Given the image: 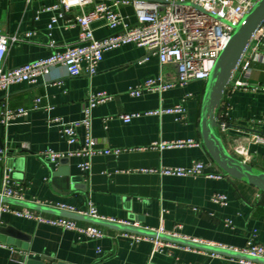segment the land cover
Listing matches in <instances>:
<instances>
[{"label": "crops", "instance_id": "0c3cea01", "mask_svg": "<svg viewBox=\"0 0 264 264\" xmlns=\"http://www.w3.org/2000/svg\"><path fill=\"white\" fill-rule=\"evenodd\" d=\"M58 1L0 0V28L16 38L8 44L2 60L4 69L78 43L75 15L89 10L92 5L69 10L48 30L47 24L56 11H41V7ZM121 11L131 12L129 7H123ZM124 17L129 23L134 22V16ZM92 26L96 38L112 33L101 21L93 22ZM28 31L33 34L27 37L25 33ZM51 40L53 45L49 43ZM252 67L247 87L227 88L221 100L224 109L219 110L220 118L227 125L217 128V132L229 152L237 158L238 154L233 151L236 142L249 138L253 132L264 135V62L257 61ZM165 71L166 79L174 77L172 66H165ZM157 74L156 54L126 44L104 52L98 70L92 76L84 73L69 76L62 66H54L50 74L39 77L35 84H13L7 91L0 92V104L28 110L26 116L7 125L0 121V190L7 174L10 186L22 188L20 192L24 200L48 206L62 202L76 210H85L90 201L101 218L147 229H162L163 232L239 250L255 232L253 239L264 245V192L227 174L210 178L203 174L163 175L157 171L163 166H188L198 160L205 162L206 172L221 171L202 144L163 149L149 146L160 140L194 138L201 141L198 122L204 81L192 80L160 94L143 92L131 96L128 93L130 87ZM102 90L111 94L112 99L92 109L91 133L102 140L104 146L131 150L118 156L96 154L87 174L77 166L79 157H68L63 166H66L72 182L83 184L85 190L69 188L60 191L51 181V170L56 169L59 162L55 166L38 152L45 148L67 152L79 146L84 135L83 126L76 128L77 141L68 144L60 132L59 123L80 120L88 92ZM187 93L190 95L185 97ZM36 98L40 99L37 103ZM177 103L186 107L182 121H176L172 114L166 113L142 114L127 123L116 118L119 113H143ZM108 116L113 117L105 120ZM53 118H59L60 122H52ZM10 151L13 153H8ZM249 151L248 163L264 169V145L251 143ZM8 158L15 160L12 169L5 164ZM139 168L154 171L136 170ZM60 178H57V184L63 186ZM214 192L225 193L227 204L222 206L211 202L210 196ZM41 213L45 217L56 216ZM76 221L82 226L90 224ZM0 227V264H24L28 258L44 264H249L180 246L168 247L150 257L152 243L149 240L135 241L121 230L102 225L97 227L103 236L95 238L2 212Z\"/></svg>", "mask_w": 264, "mask_h": 264}, {"label": "built area", "instance_id": "2783aa9c", "mask_svg": "<svg viewBox=\"0 0 264 264\" xmlns=\"http://www.w3.org/2000/svg\"><path fill=\"white\" fill-rule=\"evenodd\" d=\"M255 0H59L52 5H43L41 11L55 10L50 17L47 29L52 26L66 12L73 8L91 4L92 7L75 15V23L78 26V43L67 46L63 50L53 51L49 55L23 63L14 68L4 69L2 66L3 57L7 51L8 44L16 38L9 36L0 28V92L7 91L13 84L37 83L39 77L50 74L54 66H62L69 76H77L81 73L87 76L94 75L99 63L103 59L104 52L118 48L126 44H134L142 47L150 53H154L158 60V74L149 77L128 89L131 96H139L143 92L162 93L174 86H183L192 80L205 81L213 66L215 58L227 44L232 28L230 24L237 23ZM129 7L131 12L123 13L121 9ZM124 16H134V22L129 23ZM37 19V16H35ZM101 21L102 25L109 28L112 33L96 38L93 34V22ZM32 31L25 33L31 36ZM50 45L54 42L51 40ZM264 62V21L252 34L249 42L244 47L235 67L231 72L230 79L226 84L223 94L227 88L232 90L247 87V79L251 73L252 65L257 62ZM170 65L174 70V77L166 79L165 66ZM56 78V77H55ZM190 93L185 94V97ZM223 97V95H222ZM112 99V95L106 91H89L83 106V116L80 120L70 123H62L59 118H53L52 122H60V132L65 136L68 144L77 141L76 128L83 126L84 135L79 146L67 152L56 151L52 148H45L38 152L40 156L48 159L55 166L61 157L76 156L80 160L77 163L79 170L87 174L91 168L92 158L96 154L118 156L125 150L131 148H118L104 146L102 140L91 133L92 109L101 103ZM222 100V98H221ZM36 103L40 101L35 99ZM36 106V105H35ZM224 109L219 104L217 110L218 128H225L226 122L219 116V110ZM28 110L23 107L10 108L6 104H0V121L7 125L18 117H24ZM172 114L176 121H182L185 117L186 107L183 103H177L169 107H160L155 110L141 112L119 113L116 118L122 122H130L133 118L142 114ZM108 116L105 120L111 119ZM251 143L264 145V135L253 132V134L233 145V151L238 158L248 163L250 159L249 145ZM200 140L194 138L177 140L154 141L149 146L152 148H169L181 146H200ZM1 151V150H0ZM141 172H152L151 168L136 169ZM163 175L176 176H199L205 175L210 178H221L224 172H206L205 162L198 160L188 166H163L157 170ZM7 174L3 177V186L0 196L13 199H22V188H15L8 184ZM260 193L257 194V197ZM210 201L219 205H226L227 195L222 192H214ZM12 204L0 200V214L10 212L16 216L33 219L37 222H44L62 229L75 230L78 233L89 237L99 238L103 232L94 224L85 226L78 225L72 218L56 215L45 217L41 211L26 207L14 208ZM55 209L76 212L89 217H98L96 207L87 202L85 210H76L73 206L62 202L49 205ZM161 232L162 229H157ZM125 236L132 240H149L152 243L150 257L156 252H162L168 247L180 246L170 241L123 231ZM246 241V246L241 249L244 253L264 258V245L253 239ZM240 263L255 264L253 261L238 259ZM180 264V263H176ZM264 264V263H262Z\"/></svg>", "mask_w": 264, "mask_h": 264}, {"label": "water", "instance_id": "95a60500", "mask_svg": "<svg viewBox=\"0 0 264 264\" xmlns=\"http://www.w3.org/2000/svg\"><path fill=\"white\" fill-rule=\"evenodd\" d=\"M264 21V0H255L252 6L247 10L243 17L235 24H230L232 33L225 47L219 52L215 58L213 66L208 74L207 79L204 82L203 93L201 97L200 113H199V133L201 137V143L210 157V159L218 166V168L225 174L249 183L255 186L259 191L264 192V169H258L250 163L244 162L232 155L222 138L217 132V110L223 95V91L228 83L231 72L235 67L244 47L249 42L252 34L256 28ZM13 153V152H8ZM68 157H61L58 162L59 166L51 170V181L57 185V188L62 190H68L76 188L85 190L83 184H77L72 182L66 168V162ZM15 160L8 158L5 162L9 169L13 168ZM1 163V162H0ZM12 170H10L11 173ZM60 180L63 186L57 184V178ZM22 180V178H18ZM0 200L6 203L26 207L29 209L60 215L75 220H83L91 224H97L112 228L115 230L132 232L140 235H145L153 238L170 241L179 245L208 251L217 255H223L236 259H245L253 261L259 264L264 263V258L248 255L239 249L225 247L216 244H210L195 240L193 238H187L181 235L172 234L168 232H161L155 229H147L141 226H134L126 222H120L110 220L108 218L101 217H89L81 215L76 212H69L64 210L55 209L46 204L24 200L13 199L0 196ZM1 231V227H0ZM11 242V241H10ZM24 264H44L42 261L28 258ZM49 264H64L62 262H51Z\"/></svg>", "mask_w": 264, "mask_h": 264}, {"label": "rangeland", "instance_id": "374dc122", "mask_svg": "<svg viewBox=\"0 0 264 264\" xmlns=\"http://www.w3.org/2000/svg\"><path fill=\"white\" fill-rule=\"evenodd\" d=\"M205 82V81H204Z\"/></svg>", "mask_w": 264, "mask_h": 264}]
</instances>
